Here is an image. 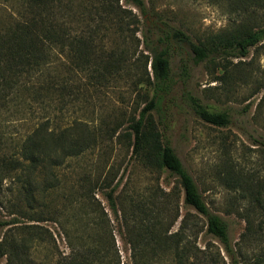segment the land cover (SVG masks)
I'll return each mask as SVG.
<instances>
[{
	"label": "rangeland",
	"instance_id": "rangeland-1",
	"mask_svg": "<svg viewBox=\"0 0 264 264\" xmlns=\"http://www.w3.org/2000/svg\"><path fill=\"white\" fill-rule=\"evenodd\" d=\"M18 1L0 0V20L18 16ZM69 1V12L79 15V32L95 29L96 19L109 6L123 8L122 28L103 22L96 30L109 36L104 40L105 48L117 46L111 36L134 35L140 42L130 62L140 51L149 56L142 35L159 44L156 39L166 29L163 23L194 40L200 34L219 31L236 16L229 12L225 0H141L142 8L132 0ZM131 15L138 19L135 25L130 22ZM165 45L170 54L169 77L152 115L163 141L192 176L209 211L226 222L233 255L206 231L205 216L182 203L183 193L175 175L166 169H148L130 158L131 147L123 132L131 115H136L134 107L145 103L143 94L152 93L151 87L133 85L140 74L146 75L145 68L150 74L149 63L145 67L142 56L122 78L95 82L80 74L72 81L82 89L76 98L69 91L60 96L52 93L43 101L32 99L30 93L22 95L20 90L14 95H0V219L4 222L0 241L25 238L31 264H59L67 254L69 247L62 230L67 210L63 194L69 193L70 182H75L84 169L95 174L110 163L118 164L119 188L125 183L123 188L128 193L146 194L155 188L176 191L179 216L170 231L179 230L185 217L180 235L197 253L185 264H264V53L251 49L241 58L250 63L251 72L245 76L241 68L246 65L238 58H231L223 73L205 62L193 64L187 42L170 38L161 43ZM183 64L186 73L181 69ZM190 96L210 110L226 112L229 123L214 125L202 120L193 111ZM79 132L83 138L92 135L94 139L84 153L67 157L63 149L56 152L51 148L56 138L67 144ZM69 133H73L71 137ZM29 138L44 147L34 161L30 150L34 155L39 149L30 148ZM95 194L112 218L102 192ZM115 223L112 221L113 226ZM38 233L44 238L41 242L35 240ZM113 236L121 264H125L129 250L116 230ZM5 261V255L0 254V264ZM158 264L171 263L161 259Z\"/></svg>",
	"mask_w": 264,
	"mask_h": 264
},
{
	"label": "trees",
	"instance_id": "trees-1",
	"mask_svg": "<svg viewBox=\"0 0 264 264\" xmlns=\"http://www.w3.org/2000/svg\"><path fill=\"white\" fill-rule=\"evenodd\" d=\"M225 1L229 12L236 15L229 25L214 33L200 34L192 40L187 33L169 29L163 23L166 29L156 39L160 45L152 44V40L143 33L142 43L149 56L140 51L130 62L140 42L134 35L111 36L116 39L117 46L105 48L104 40L109 36L96 30L107 22L122 28L125 24L123 8L109 6V10L96 19L95 29L90 27L91 30L79 32L76 31L77 25H81L79 15L69 12L72 10L69 0L66 3L62 0H19L18 16L0 20V95H14L20 90L22 95L30 93L32 99L43 101L52 93L60 96L69 91L76 98L82 89L72 81L80 74L95 82L107 77L122 78L143 56L145 67L149 63L150 74L145 68L146 75L142 77L140 74L133 85L151 87L152 93L150 96L143 94L145 103L142 107H134L136 115H131L128 129L123 132L129 142L128 147H131L130 158L148 169H166L175 175L183 193L182 203L205 216L206 231L216 237L232 256L226 222L209 211L192 176L173 148L166 140L163 141L152 115L159 92L165 89L169 77V47L161 46L167 39L187 42L193 64L205 62L211 69L218 68L223 73L227 72V63L231 58L243 62L241 58L247 57L251 49L258 54L264 53V0ZM132 2L142 8L141 0ZM130 18L135 25L138 19L135 15ZM243 64L246 65L241 68L243 74L248 76L250 63ZM181 69L187 72L185 64ZM189 98L193 111L202 120L214 125L229 123L226 112L210 110L197 97ZM80 126L81 123L76 124V127ZM79 134L82 133L71 137L67 144L60 143V139L56 138L57 142H52L51 148L56 152L57 148L63 149V156L67 157L84 153L94 139L92 135L83 138ZM29 141L31 149H39L34 155L30 150L34 161L41 156L44 147L33 138ZM63 156L61 154V159ZM87 171L89 169H84L75 182L71 181L69 193L63 194L67 210L62 230L69 251L59 264H121L113 230L118 232L123 245L129 250V261L125 264H158L161 259L171 264H185L189 257H197L195 250L180 235L185 217L181 219L179 230L170 231L179 216L177 193L173 188L170 191L155 188L147 190L146 194L128 193L123 188L125 183L119 188L121 176H117L118 164L110 163L95 174ZM75 183L77 186L73 190ZM97 191L102 192L112 218L96 197ZM112 221L116 222L115 226ZM3 225L0 219V228ZM24 240L27 241L25 238L18 242L0 241V254L5 255V264H31ZM35 240L41 242L44 238L38 233Z\"/></svg>",
	"mask_w": 264,
	"mask_h": 264
}]
</instances>
